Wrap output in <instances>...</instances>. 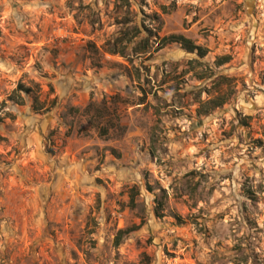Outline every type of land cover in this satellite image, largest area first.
Segmentation results:
<instances>
[{"label":"rangeland","instance_id":"rangeland-1","mask_svg":"<svg viewBox=\"0 0 264 264\" xmlns=\"http://www.w3.org/2000/svg\"><path fill=\"white\" fill-rule=\"evenodd\" d=\"M0 264H264V0H0Z\"/></svg>","mask_w":264,"mask_h":264},{"label":"trees","instance_id":"trees-1","mask_svg":"<svg viewBox=\"0 0 264 264\" xmlns=\"http://www.w3.org/2000/svg\"><path fill=\"white\" fill-rule=\"evenodd\" d=\"M141 29L142 28L139 25L136 26V31L138 32V34L143 33ZM172 46H177L183 51L187 52L188 54L197 56L201 60L207 59L211 53L208 49L197 45L193 40L185 36H182V35H171V36L161 39L159 51L165 50ZM229 62H230L229 58L218 57L216 58L215 65L217 68H222L225 65H227ZM20 91L25 92L28 97H30L31 95L30 90H20ZM222 105L224 104H221L220 106H217V107H221ZM178 221H180V218H178ZM123 235L124 233L121 232L120 236H123Z\"/></svg>","mask_w":264,"mask_h":264}]
</instances>
